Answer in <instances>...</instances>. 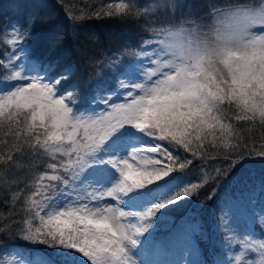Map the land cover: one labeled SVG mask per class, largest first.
Wrapping results in <instances>:
<instances>
[{
  "label": "snow or ice",
  "instance_id": "snow-or-ice-1",
  "mask_svg": "<svg viewBox=\"0 0 264 264\" xmlns=\"http://www.w3.org/2000/svg\"><path fill=\"white\" fill-rule=\"evenodd\" d=\"M27 35L25 30L7 43L14 46ZM156 43L150 66L142 72L126 70L130 78L120 86L134 91L124 94V102L108 104L107 110L93 115L76 114L67 92L57 95V85L70 69L59 77L51 76L53 65H41L43 75L16 71L8 79L28 83L0 90V133L12 137L11 142L0 140V152L8 148L7 155L0 154V165L14 164V154H45L56 161L46 163L50 173L35 177L19 235L60 249L61 264H138L134 250L153 227L156 213L200 186L179 191L175 181L158 184L177 170L179 156L149 143L148 137L199 156L205 145L235 150L238 132L233 119L264 127V57L226 64V74L202 76L167 60ZM222 154L232 158L229 167L239 161L232 152ZM178 168L184 169L185 162ZM215 171L221 174L219 168ZM153 184L157 187L150 188ZM106 198L125 207L93 204ZM246 252L257 255L245 261ZM235 264H264V241H245Z\"/></svg>",
  "mask_w": 264,
  "mask_h": 264
},
{
  "label": "trees",
  "instance_id": "trees-1",
  "mask_svg": "<svg viewBox=\"0 0 264 264\" xmlns=\"http://www.w3.org/2000/svg\"><path fill=\"white\" fill-rule=\"evenodd\" d=\"M108 3L113 5L107 7ZM122 4L125 7L120 11ZM155 8L151 0H0V64L4 65L0 68V85L8 88L11 81L8 77L14 72L8 62L13 52L12 45L7 43L9 35L28 30L29 35L20 39L28 60L37 65L41 75L45 74L41 65L54 66L52 77L70 69L57 88L73 95L76 102L72 106L77 112L90 110L121 85V74L140 63L144 49L158 36L159 28L169 22L155 15ZM208 12L209 0H186L185 15L176 18H204ZM231 122L238 132L233 138L234 151L205 145L199 156H193L173 145L177 150L175 156H179L175 176L193 174L196 168H209L211 175L190 200L198 204L172 210L174 221L192 214L210 231L208 217L224 198L245 189L256 190L259 198L264 196V155L259 154L264 151V127L258 122L255 125L234 119ZM5 139L12 141V137L0 133V140ZM224 152H232L239 161L229 167L232 158L224 159ZM0 154H8L7 146H3ZM14 155V164L0 165V228L4 229L0 231V264L12 248L27 256L40 250L62 260L57 255L60 249L25 241L19 235L27 218L25 199L34 190L33 181L39 174L50 173L46 163L56 161L45 154ZM181 162H185L182 170L178 168ZM217 168L221 174L216 173ZM14 195L18 196L15 200ZM206 247L211 252L209 243Z\"/></svg>",
  "mask_w": 264,
  "mask_h": 264
},
{
  "label": "rangeland",
  "instance_id": "rangeland-1",
  "mask_svg": "<svg viewBox=\"0 0 264 264\" xmlns=\"http://www.w3.org/2000/svg\"><path fill=\"white\" fill-rule=\"evenodd\" d=\"M185 1L186 0H182L177 13H175L176 16L185 15ZM110 3L106 6L111 7L113 4ZM18 35L17 32L11 33L9 35V40L16 39ZM20 39L17 40L16 45H12L13 52L9 56L8 62L15 71L21 72L22 75L35 76L37 74V69L32 67L34 62L28 60L27 52L24 51ZM156 41H158V36H156L150 42L149 46L144 49V58H142L137 66L132 68L136 72H142V70L150 66V60L153 58L155 50L159 47ZM145 53H151L152 55H145ZM123 77L124 83H127L130 77H128L127 74ZM131 79L136 80V77L133 76ZM136 82L140 81L136 80ZM27 83L28 80L10 81L9 87L6 90L11 89L13 85ZM60 91V88H57V95H60ZM128 91H134V89H132L131 86L127 89L119 87L114 93H108L107 98L104 97L99 99V103H96V106L92 109L77 112L73 106L74 112L86 117L100 111H105L107 110L108 104L124 102V94ZM69 95H71L76 102L73 95ZM151 138H147L149 143H159L163 148L171 151L175 156L177 150L173 145L169 144L167 141H153V138ZM146 155L155 156L156 158L164 160L159 154L147 153ZM180 161H183L182 158ZM164 162L170 163L169 161ZM196 169L197 170L194 171L193 174H188L189 176H175L174 172H172L165 180L157 183L164 184L168 181H175L176 185L179 186V191H183L184 187L191 188L193 184L200 185L197 188L199 189L210 180L211 175L209 173V168ZM93 186L101 187V185L95 183ZM149 187L155 188L157 184L150 185ZM197 189L192 195L156 213V218L152 222L153 227L140 238L141 244L134 250L138 253L135 257L138 264H235V257L238 255L239 251L243 250L245 241L249 244L264 241V212L261 213L259 212L260 210L258 211V201L264 202V198L261 199L264 196L262 195L259 198V195H255L256 190L248 191L245 189L230 195L228 198H224L215 208L214 214L208 217L210 231L205 230L202 221L197 220L193 215H187L181 222L179 221L180 223L178 225H174L172 228L171 224L176 222L173 219L172 210H179L181 207L185 209V206H189L192 203L198 204L197 201H190L194 197ZM144 191H147V189ZM256 196L258 201L255 199ZM127 199V197H124V200ZM96 203L100 205L125 207L124 205H117L116 201H112L108 198L103 201L93 202V204ZM125 210L129 209L125 208ZM132 210L140 211L143 209L135 208ZM257 223L261 226L258 230L255 228ZM168 228H172V231L166 239L160 241L159 239H161L162 232ZM212 238H214V241L216 240L218 247L213 248L211 252H209L205 243H207V241L213 242ZM144 249L150 252V257H145V255H143ZM254 255L257 254L246 252L245 261L249 256ZM205 256L210 257V260L208 261ZM45 262H47V264H55L44 251L33 250V254H28L27 256L20 249L14 248L10 249V252L4 254L1 261L2 264H45Z\"/></svg>",
  "mask_w": 264,
  "mask_h": 264
},
{
  "label": "clouds",
  "instance_id": "clouds-1",
  "mask_svg": "<svg viewBox=\"0 0 264 264\" xmlns=\"http://www.w3.org/2000/svg\"><path fill=\"white\" fill-rule=\"evenodd\" d=\"M155 15L169 22L158 30L166 59L202 76L225 72L250 58L264 57V0H209L204 18H176L182 0H151Z\"/></svg>",
  "mask_w": 264,
  "mask_h": 264
}]
</instances>
